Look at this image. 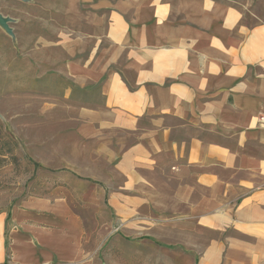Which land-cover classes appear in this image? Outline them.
I'll use <instances>...</instances> for the list:
<instances>
[{"label": "crops", "instance_id": "0c3cea01", "mask_svg": "<svg viewBox=\"0 0 264 264\" xmlns=\"http://www.w3.org/2000/svg\"><path fill=\"white\" fill-rule=\"evenodd\" d=\"M65 1L82 25L66 72L102 100L78 108L105 165L88 177L119 184L0 213V264H264V20L226 0Z\"/></svg>", "mask_w": 264, "mask_h": 264}, {"label": "rangeland", "instance_id": "374dc122", "mask_svg": "<svg viewBox=\"0 0 264 264\" xmlns=\"http://www.w3.org/2000/svg\"><path fill=\"white\" fill-rule=\"evenodd\" d=\"M226 2L242 11L247 25L264 20V0ZM0 14L13 33L0 27V213L34 197H63L76 209L104 202L103 191L119 179L88 177L104 175L105 165L90 164L85 122L78 117L89 98L97 106L102 100L95 87L75 88L60 44L82 27L75 6L65 0H0ZM83 214L89 216L88 209ZM119 230L108 224L97 237L117 236ZM107 253L120 256L115 247Z\"/></svg>", "mask_w": 264, "mask_h": 264}, {"label": "water", "instance_id": "95a60500", "mask_svg": "<svg viewBox=\"0 0 264 264\" xmlns=\"http://www.w3.org/2000/svg\"><path fill=\"white\" fill-rule=\"evenodd\" d=\"M9 22H10L9 19L3 17V16L0 14V27H2V28L4 29V31H5L8 35L12 36L13 33H12V30L10 29V27H9Z\"/></svg>", "mask_w": 264, "mask_h": 264}]
</instances>
